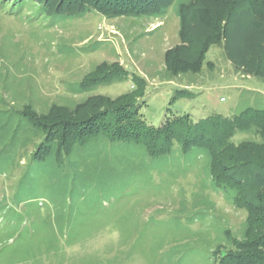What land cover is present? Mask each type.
Here are the masks:
<instances>
[{
  "label": "trees",
  "instance_id": "trees-1",
  "mask_svg": "<svg viewBox=\"0 0 264 264\" xmlns=\"http://www.w3.org/2000/svg\"><path fill=\"white\" fill-rule=\"evenodd\" d=\"M262 1L220 0L212 8L205 0H11L8 9L17 14L34 10L52 23L82 18L92 10L107 18L157 19L175 4L181 43L164 55L165 79L171 80L180 72L200 73L209 48L220 44L228 24L240 17L247 24L245 47L256 49L251 68L259 76L264 71ZM223 12L228 14L224 22ZM11 74L0 70V176L12 173L21 160L24 167L9 200L12 206L5 199L0 204V264H126L135 257L147 264H186L191 256L186 243L183 249L172 246L162 252V246L145 242L140 213L122 202L105 206L95 196L97 176L107 184L120 175V161L113 156L142 151L149 158H167L175 144L183 156L197 152L203 157L211 190L247 213L240 239L225 229L226 245L210 248L209 258L216 264H264V107L231 117L166 115L153 127L140 118L144 92L138 77L133 78L135 89L114 99L90 96L39 111L31 98L22 100ZM124 81L121 69L101 64L92 76L67 88L80 95ZM191 95L181 90L173 98ZM237 133L258 139L236 144ZM94 146L109 149L110 155L92 150ZM37 195L42 198L34 199ZM106 232H115L117 239L99 251L81 249ZM75 247L83 251L68 253Z\"/></svg>",
  "mask_w": 264,
  "mask_h": 264
},
{
  "label": "rangeland",
  "instance_id": "rangeland-1",
  "mask_svg": "<svg viewBox=\"0 0 264 264\" xmlns=\"http://www.w3.org/2000/svg\"><path fill=\"white\" fill-rule=\"evenodd\" d=\"M179 1L182 0H176L175 4ZM219 1L205 0V3L214 8ZM1 2L0 70L9 69L11 77L15 75L22 100L31 98L39 111L54 103L71 106L90 96L114 99L135 89L134 77L143 82L140 118L153 127L160 126L166 115L190 114L193 119L215 114L231 117L246 108L264 107V71L259 76L253 75L252 55L256 49L245 47L242 33L247 24L241 17L228 24L220 44L209 48L200 73L180 72L166 80L165 52L181 43L175 4L157 19L107 18L92 10L82 18L57 19L51 23L34 10L19 14L11 11L8 9L11 0ZM260 7L258 11L264 13V1ZM227 17V12H223L221 20L224 22ZM263 35L259 38H264ZM101 64L121 69L126 81L96 86L80 95L68 92L69 84L92 76ZM188 82L195 84L189 90L191 98H173L176 91L183 90L179 86ZM251 139L258 138L237 133L233 142ZM92 150L108 154L109 149L94 146ZM136 154L113 156L120 161V175L115 181L103 184L98 176L95 178V196L100 203L106 206L122 202L135 209L144 224L145 242L162 246V252L172 246L183 249L182 244L186 243L185 250L191 255L186 264H216L208 256L209 249L226 245L225 229L240 239L246 211L211 190L205 160L197 152L183 156L175 144L167 158H149L142 151ZM23 167L21 160L12 173L0 176V204L5 199L12 206L9 200ZM209 202L214 204L210 211ZM181 237L187 239L182 242ZM116 239L115 232H106L81 249L99 251ZM79 248L68 253L82 252ZM126 264L147 263L135 257Z\"/></svg>",
  "mask_w": 264,
  "mask_h": 264
},
{
  "label": "crops",
  "instance_id": "crops-1",
  "mask_svg": "<svg viewBox=\"0 0 264 264\" xmlns=\"http://www.w3.org/2000/svg\"><path fill=\"white\" fill-rule=\"evenodd\" d=\"M195 87V84L194 83H191V82H188L187 84L185 85H180L179 88L180 89H183V90H187L189 92V90H191L192 88ZM192 96V95H191ZM191 96H189L188 98H191ZM188 98H183V99H188ZM193 116V115H192ZM194 117V116H193ZM197 119V118H196Z\"/></svg>",
  "mask_w": 264,
  "mask_h": 264
}]
</instances>
